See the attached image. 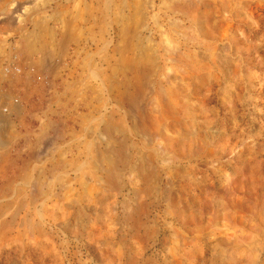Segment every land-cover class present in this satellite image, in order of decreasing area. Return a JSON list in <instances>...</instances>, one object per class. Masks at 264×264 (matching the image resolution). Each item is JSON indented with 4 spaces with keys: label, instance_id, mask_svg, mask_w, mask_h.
Listing matches in <instances>:
<instances>
[{
    "label": "rangeland",
    "instance_id": "374dc122",
    "mask_svg": "<svg viewBox=\"0 0 264 264\" xmlns=\"http://www.w3.org/2000/svg\"><path fill=\"white\" fill-rule=\"evenodd\" d=\"M27 23L0 264H264V0H0Z\"/></svg>",
    "mask_w": 264,
    "mask_h": 264
},
{
    "label": "crops",
    "instance_id": "0c3cea01",
    "mask_svg": "<svg viewBox=\"0 0 264 264\" xmlns=\"http://www.w3.org/2000/svg\"><path fill=\"white\" fill-rule=\"evenodd\" d=\"M41 36L43 34L35 31L30 23L17 25L13 29L0 26V132L9 135V138L16 123L27 118L25 114L28 106L25 94L27 86L24 84L33 82L31 78L34 73L36 74V65L42 56ZM44 42L48 41L44 40ZM5 66L16 67L20 72L15 73L11 70L5 72ZM2 108H7V113L2 112ZM31 116L36 120V113ZM5 152L2 155L6 156ZM9 152L11 153V150ZM15 184L10 180L8 183L1 184L0 188L5 191L4 194H8L12 188L11 185ZM51 248L55 249L49 244V252L52 251ZM53 254L55 256V250ZM74 262L86 264L79 258H76Z\"/></svg>",
    "mask_w": 264,
    "mask_h": 264
},
{
    "label": "built area",
    "instance_id": "2783aa9c",
    "mask_svg": "<svg viewBox=\"0 0 264 264\" xmlns=\"http://www.w3.org/2000/svg\"><path fill=\"white\" fill-rule=\"evenodd\" d=\"M10 70L13 71V72H15V73H19L20 72L19 69L16 68V67L5 66V68H4V71L5 72H9ZM2 112L7 113V108H2Z\"/></svg>",
    "mask_w": 264,
    "mask_h": 264
}]
</instances>
